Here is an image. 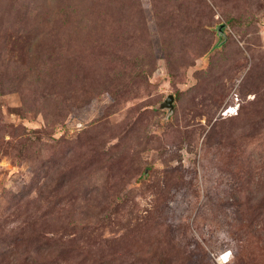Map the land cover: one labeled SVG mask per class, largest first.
<instances>
[{
	"label": "rangeland",
	"instance_id": "rangeland-1",
	"mask_svg": "<svg viewBox=\"0 0 264 264\" xmlns=\"http://www.w3.org/2000/svg\"><path fill=\"white\" fill-rule=\"evenodd\" d=\"M0 264H264V0H0Z\"/></svg>",
	"mask_w": 264,
	"mask_h": 264
},
{
	"label": "water",
	"instance_id": "water-1",
	"mask_svg": "<svg viewBox=\"0 0 264 264\" xmlns=\"http://www.w3.org/2000/svg\"><path fill=\"white\" fill-rule=\"evenodd\" d=\"M224 26L225 25L222 24V25H220L218 27L219 32H220V34L223 37V38L221 37L222 38V41L225 40V36H224V34H222L223 33ZM161 106L163 108H169L171 111L174 110V107H175V105H174V95L173 94L168 95V97L163 101V103L161 104Z\"/></svg>",
	"mask_w": 264,
	"mask_h": 264
}]
</instances>
